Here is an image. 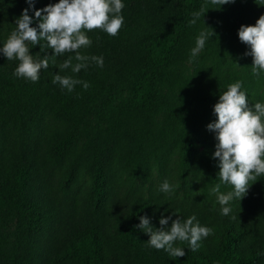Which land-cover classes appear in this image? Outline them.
I'll use <instances>...</instances> for the list:
<instances>
[{"label": "trees", "instance_id": "obj_1", "mask_svg": "<svg viewBox=\"0 0 264 264\" xmlns=\"http://www.w3.org/2000/svg\"><path fill=\"white\" fill-rule=\"evenodd\" d=\"M58 2L35 0V9ZM122 2L118 35L86 32L93 43L80 50L103 56V68L60 71L64 54L32 82L14 76L19 61L0 52V264H264V177L222 215L212 192L218 141L207 127L232 83L243 82L249 106L264 103V73L252 74L238 36L264 15V0L209 4L194 26L205 0ZM25 8L27 0H0V48ZM29 48L34 58L54 55L46 41ZM56 74L90 87L69 93L52 83ZM166 179L173 193L160 191ZM192 215L214 234L197 251L177 241L186 253L177 259L136 227L141 216L159 229L162 216Z\"/></svg>", "mask_w": 264, "mask_h": 264}, {"label": "clouds", "instance_id": "obj_2", "mask_svg": "<svg viewBox=\"0 0 264 264\" xmlns=\"http://www.w3.org/2000/svg\"><path fill=\"white\" fill-rule=\"evenodd\" d=\"M234 2L235 0H205L200 10L192 13L189 26L196 25L204 17L209 4L219 9ZM27 3L29 8H25L16 19V28L0 48V52L7 60L19 61L14 76L32 82L39 81L41 70H47L50 61L55 65L56 57L64 54L69 55L59 65L60 71L71 69L72 73L78 74L81 70H87L90 64L103 68V56H89L80 51L82 48H90L93 43L86 32L100 29L115 37L125 23L121 14L125 7L122 0H59L58 3L38 10L35 9V0H27ZM30 9L34 10L35 21L38 22L35 27L34 18L29 15ZM214 35L213 30L199 33L195 47L191 49L190 60L198 56L207 40ZM238 36L242 43L250 47V52L245 55L253 57L252 74L259 78L264 73V15L255 25H242ZM40 41H46L54 55L34 58L29 44L37 46ZM73 60L76 62L73 63ZM52 83L69 93L77 85H82L85 90L90 87L89 82L71 75L56 74ZM242 87V81L228 85L227 91L220 95L219 102L214 106L217 119L207 125L216 134L218 141L213 159L219 161L217 178L220 182L212 188V192L216 194L224 216L231 213L230 205L233 200L241 201L250 187L258 181V177H264V103L256 102L249 106L247 92L242 91ZM222 185H230L233 190L222 192ZM174 190L175 186L167 179L160 186V191L164 193L170 194ZM232 218L236 219L235 216ZM169 221L171 226L167 227ZM159 223L162 227L157 229L152 226L149 217L141 216L136 227L150 236L148 246L166 251L173 259L186 255L184 248L176 246L177 241L187 242L191 251H197L201 247L200 242L214 234V230L202 226L195 215L186 220L162 216Z\"/></svg>", "mask_w": 264, "mask_h": 264}]
</instances>
